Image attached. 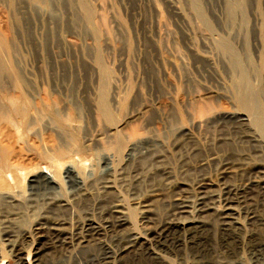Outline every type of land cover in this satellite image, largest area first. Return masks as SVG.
Masks as SVG:
<instances>
[{"label": "rangeland", "instance_id": "374dc122", "mask_svg": "<svg viewBox=\"0 0 264 264\" xmlns=\"http://www.w3.org/2000/svg\"><path fill=\"white\" fill-rule=\"evenodd\" d=\"M192 1L0 0V170H5L10 164L23 167L16 174L19 180L15 178V184L10 182L9 187H0V194L8 190L13 197L26 199L23 207L28 206L22 208V212L21 209L9 207L0 197V212H3L4 220L7 217L9 221L13 220L7 224L13 232L10 237L1 234L0 225V237L9 238L8 241L0 238V264H94L92 257L100 253V243L112 245V249L117 250L111 242L114 243L118 234L109 230L114 234L110 233L104 227L99 228V233L89 239L82 250L76 248L68 236L72 231H78L85 223L86 216L92 219L95 210H103L110 198L120 200L119 204L127 214L130 215L129 211H132L130 218L134 222H130L135 223L137 231H145L166 219L167 212L164 214V211L167 209L163 203L169 196L191 195L188 185L194 178H204L206 188L218 199L222 198L221 188L224 184L238 185L241 181H238L239 177L252 171H261L258 178L262 177L257 181L262 182L264 137L260 140L259 135L258 138L263 148H255L250 143L248 146L246 141L243 142V136L251 134V127L232 130L228 125H221L226 126L222 128L218 122L215 124L216 121L211 123L210 119L214 120L211 112L238 108L233 97L239 87L245 88L241 82L242 73L232 66L218 41L228 44L240 59L249 89L257 94L264 109V0H195L197 10ZM102 106H105L108 117L102 113ZM199 108L206 109L205 113L210 112L208 115L211 118H198L196 112ZM194 118L201 120L200 125L192 123ZM177 126H183L188 141H183L184 137L176 132ZM114 130L118 131L125 146L120 152L121 158L127 150L129 136H158L161 140L159 151L163 156L162 165L168 167L170 172L167 183L159 182L155 166L150 162L148 166V159H144L123 170V176L119 177L118 185L114 187L116 191L109 190L110 195L107 193L106 196L98 189V193L102 194L99 195L94 186H89L87 189L90 191H85L87 193L80 192L83 198L79 196L80 202H73L76 205H73L71 215H65L69 222L65 219L62 226L52 223L41 225L43 227L36 225L31 219L43 215L47 207L42 202L38 203L40 200L25 203L29 193L27 184L34 170L43 169L57 175L56 178L60 174L61 182L59 178L57 180L59 184L62 183L61 189H65L61 194L69 198L70 189L61 177L64 166L71 164L80 175L78 171L82 170L85 175L81 176L87 180L88 177L90 181L93 180L94 175L96 179L99 178L104 173L101 159L103 155L111 153L108 145L114 144L117 139V134L111 135ZM221 137H224L223 141ZM234 140L236 144L232 143ZM218 148H223V151ZM241 156L247 159H240ZM200 160L205 163L199 167ZM236 161L240 165L244 162L247 164L239 165V168ZM225 163L229 164V169L223 165ZM60 167L61 170H57ZM147 175L153 177L149 176V179ZM122 177H125V181L120 182ZM138 179H143L144 183ZM254 185L246 190L249 202L244 205L230 204L235 209L229 212L230 216L239 220H236L239 237L230 232L216 233L208 228L188 232L174 224L167 225L170 241L163 249V255L168 259V264H210L212 252L216 253L218 260H225L226 264H264V257L253 262L249 253L253 247L264 244V197L259 193L261 189L258 184ZM22 189L23 195L22 192L18 194L17 190ZM96 194L108 199L102 202L103 199L99 200ZM20 198L18 203L21 200L23 204ZM81 203L86 205L82 209ZM91 203L94 207L88 206ZM143 204L148 205L140 211L139 205ZM213 204L217 205H212L215 211L206 212V220H212L214 212L221 211L219 201ZM97 206L101 208L96 209ZM86 207L91 210H86ZM39 208L44 209L43 213ZM15 209L23 215L19 217ZM187 210L190 214H182L181 219L185 215L187 219L192 215L203 216L197 211H189L194 209ZM8 212L10 214L7 215ZM246 212L256 216L254 225L246 221ZM209 213H213L211 217ZM97 214L95 218L99 216ZM144 216L147 219H140ZM2 217L1 224L4 221ZM16 219H19L18 222ZM65 236L64 241L60 239ZM113 264L167 263L147 258L146 248L141 246L136 252L122 251Z\"/></svg>", "mask_w": 264, "mask_h": 264}, {"label": "bare ground", "instance_id": "6f19581e", "mask_svg": "<svg viewBox=\"0 0 264 264\" xmlns=\"http://www.w3.org/2000/svg\"><path fill=\"white\" fill-rule=\"evenodd\" d=\"M193 2V6L194 8H196L197 10V3L195 0L192 1ZM218 45L220 46V48L225 51L228 56H229V59H230V62L232 64V66L234 68H237L239 70V72L242 73L241 75V82L242 84L245 86L244 89H242L241 87H239L236 91V95L233 97L234 98V101L235 103L238 105V108H234L232 110H229L227 109V111H219V112H211L213 113L211 116H214V120H211L210 118V112H207L205 113L204 109L203 108H199V111L197 109V116H199L198 118H203L202 120H204L205 118L207 119L208 117H210V121L212 123V121H216V125H217V122L220 124V127H222L221 125H228V127L232 130H241V128H248V127H251V134L248 133V135H244L243 138H244V143H246L248 145V143L252 144L255 146V148H260L262 146H260L259 144V141L262 140V138L264 137V109L261 107L260 105V102L258 100V97H257V94L254 93L253 91H251L249 89V85L247 83V77H246V74L244 73L243 71V68L240 66V59L237 58V56L234 54V52L232 51L231 47L226 44L225 42H221V41H218ZM101 111L103 114H105L106 117H108V112L105 108V106H102L100 107ZM208 111V110H207ZM108 119V118H107ZM200 119H196L194 118L192 120V123L193 124H196V125H200ZM208 120V119H207ZM205 120V121H207ZM204 121V122H205ZM209 122V121H208ZM207 123V122H206ZM214 123V122H213ZM218 124V125H219ZM202 125V124H201ZM204 125V123H203ZM20 125H18V128H19ZM178 127V126H177ZM183 127V126H182ZM182 127H178L176 129V132L179 134V135H182L183 137V141L184 139H186L188 141V137L186 134H184L183 132V128ZM202 127V126H201ZM226 127V126H225ZM225 127H222V128H225ZM15 128V127H14ZM218 128V127H216ZM17 129V128H16ZM220 129V128H219ZM218 129V130H219ZM222 130V129H220ZM175 131V130H174ZM118 131H113V133H111V135H116ZM186 132V131H185ZM224 132H226L224 130ZM223 132V133H224ZM242 132H243V129H242ZM245 132V131H244ZM176 133V134H177ZM187 133V132H186ZM230 133V132H229ZM247 133V132H245ZM244 133V134H245ZM256 133L258 134V136L260 135L261 136V139L259 140L258 138H260V136L258 137L256 135ZM227 134V133H225ZM242 134V133H241ZM224 135V134H223ZM221 135V136H223ZM229 136V135H227ZM117 139H116V142L114 144H111V145H108V149H110L111 153L110 154H105L103 155L102 157V166L104 168V173L102 172V175L98 176L99 178H95V175L93 176V180L90 181V178L88 177L89 180L85 179L84 177H82L81 175H85V174H82L83 172L81 171H78L81 173V175L79 173H77L76 171L78 170L76 167V171H75V167H73L71 164H68V165H65L64 166V170L63 172H61L63 174V177L62 179H64L63 181L65 183H67L68 185V188L70 189V194H69V198L66 197V196H63L61 194V191L65 192V189L62 190L61 188H63V186L61 187L62 183H58L59 181L57 180L60 176V174L58 175V178L57 175H51L49 173H47L45 170L43 169H35L34 170V173L32 174L33 177L32 179H30L29 181V185L27 184L28 186V189H29V193H28V198H27V201L25 203L29 204V203H32V202H37L38 200H40L38 203L42 202V205H46V210L44 211L43 213V208L44 206H42L43 208H39V210L41 209L42 210V213L43 215H40L38 216V218H35V219H31L34 221V223L38 226H41V225H44V224H47V223H51L52 224H56V225H61V224H65V215H71V212H73V205H76V204H73L74 201H78V197L79 196H82V194H80V192L83 193V191H87L88 187L89 186H94L96 189H97V193L99 192L98 189H101L103 192H105L106 196H107V193H109V190H115L116 189L114 187H117L116 184L118 181H119V177L121 178V175L123 176V170H126L128 167L130 168V166L132 164H134L135 162H140L144 159H148V166L150 165L149 162L151 163V165H154L153 167L156 168V172H157V178L159 179V182H166L167 183V180L169 179V168L162 165L163 163V156L161 155L162 153H160L159 151V144H161V140L159 139L158 136L156 135H148V136H144V135H131L128 137V147H127V150L125 152V155L123 156V158H121V154L120 152L122 151V149L125 147L123 146V143L121 141V139L119 138L120 136L117 134L116 135ZM180 137V136H179ZM226 137V135L224 136ZM224 137L222 138L221 137V140L223 141ZM231 137V135H230ZM178 139V137H176ZM181 138V137H180ZM232 138V137H231ZM230 138V139H231ZM242 139V138H241ZM96 140V139H95ZM220 140V141H221ZM186 141V142H187ZM229 141V139H228ZM246 141V142H245ZM98 142V141H96ZM224 142H226L224 140ZM231 142V141H230ZM235 140L232 142L234 143ZM263 142V141H261ZM260 142V143H261ZM176 143H178L176 141ZM182 143V142H181ZM227 143V142H226ZM225 143V144H226ZM229 143V142H228ZM227 143V144H228ZM186 144V143H185ZM236 144V142H235ZM264 144V143H263ZM100 145V144H99ZM234 145V144H233ZM178 146H180L178 144ZM239 146V145H238ZM242 146V145H241ZM240 146V147H241ZM245 146V145H244ZM249 146V145H248ZM44 148H46V150H48V147L43 145ZM110 147V148H109ZM239 147V148H240ZM216 148V147H215ZM214 148V149H215ZM220 148V147H219ZM218 148V150H220ZM263 148V147H262ZM2 148H0L1 150ZM103 149V148H101ZM107 149V150H108ZM213 149V148H212ZM244 149V147L242 148ZM247 149V148H245ZM253 149V147H252ZM261 149V148H260ZM259 149V150H260ZM236 150V149H235ZM238 150V148H237ZM255 150V149H254ZM253 150V151H254ZM217 151V150H216ZM220 151H223V148L222 150ZM248 151V150H247ZM246 153H250V152H247ZM258 151V150H257ZM215 152V151H214ZM219 152V151H217ZM225 152V151H224ZM256 152V151H254ZM240 153V152H239ZM241 153H242V150H241ZM245 153V151H244ZM104 154V153H103ZM212 154V153H211ZM214 154V153H213ZM222 154H225V153H222ZM222 154H219V156H221ZM218 155V154H217ZM237 155V153H236ZM241 155V154H240ZM243 156V155H242ZM241 156V157H242ZM249 156V154H248ZM228 157V156H226ZM225 157V158H226ZM237 157V156H235ZM240 159H243L244 157H242ZM246 158V157H245ZM244 158V159H245ZM237 159V158H236ZM238 159H239V156H238ZM237 159V160H238ZM247 159V158H246ZM204 160V159H203ZM203 160H200L202 162H198V166H203L205 162H203ZM207 160V159H206ZM79 161V160H78ZM199 161V160H198ZM83 162V161H82ZM232 163L233 160L231 161ZM244 162V161H243ZM76 163V162H75ZM81 163V162H80ZM141 163V162H140ZM143 163V162H142ZM185 162H183L184 164ZM237 163V161H236ZM235 163V164H236ZM240 163V161H239ZM245 164H247V162H244ZM238 164V166H243L245 164ZM61 164V163H60ZM144 164V163H143ZM182 164V165H183ZM136 165V164H134ZM142 166V164H140ZM190 165V164H189ZM207 165V164H206ZM224 166H226V168L229 169V164L228 163H225L223 164ZM260 165V164H259ZM61 166V165H60ZM95 166V165H94ZM101 166V167H102ZM184 166V165H183ZM192 166V165H191ZM197 166V165H196ZM237 166V167H238ZM239 166V168H241ZM246 166V165H245ZM256 166V165H255ZM59 167V166H57ZM62 167V166H61ZM61 167L60 169H57V170H61ZM133 167V166H132ZM135 167V166H134ZM133 167V168H134ZM137 167V166H136ZM135 167V169H136ZM193 167H194V164H193ZM192 167V168H193ZM254 168V166H252ZM258 167V166H257ZM91 168V167H90ZM92 168H93V165H92ZM103 168L102 171H103ZM139 168V167H137ZM141 168V167H140ZM143 168V166H142ZM141 168V169H142ZM153 168V169H154ZM182 168V167H181ZM195 168V167H194ZM193 168V169H194ZM203 168V167H202ZM23 170V167L20 166L19 164H10L8 165V168H5V170H0V173H2L3 175L0 176V187L2 189V187H9L10 185V182H13L15 184L16 180L15 178H17V172L20 171V170ZM34 169V168H33ZM144 169V168H143ZM142 169V170H143ZM151 169V167H150ZM26 170V169H25ZM133 170V169H132ZM140 170V169H139ZM182 170H184V167L182 168ZM181 170V171H182ZM198 170V169H197ZM251 170V169H250ZM261 170V169H260ZM57 171V172H59ZM130 171V169H129ZM134 171V170H133ZM132 171V172H133ZM137 172V170H135ZM155 171V169H154ZM185 171V170H184ZM188 171V170H187ZM196 171V170H194ZM199 171V170H198ZM101 172V171H100ZM124 172H127V171H124ZM131 172V171H130ZM139 172V171H138ZM142 172V171H141ZM200 172V171H199ZM198 172V173H199ZM248 172V171H247ZM129 172H127L128 174ZM140 173V172H139ZM139 173L137 175H139ZM197 173V174H198ZM225 173V172H224ZM230 173V172H229ZM55 174V173H54ZM58 174V173H57ZM101 174V173H100ZM133 174V173H132ZM131 174V175H132ZM141 174V173H140ZM144 174H147V173H144ZM153 174V173H152ZM196 174V175H197ZM237 174V173H235ZM241 174V173H240ZM243 174H244V171H243ZM246 174V172H245ZM244 174V175H245ZM261 174V171L257 170L255 173H249L248 175L246 174L244 177L238 179L241 180L239 181L240 183H238V185H230V184H224V187H222L221 189H223V195H222V198L221 199H218L215 195L211 194V191L210 189H207L206 188V184L204 183V178L202 177H197V178H194V180L191 182V185H188L189 186V189L191 191V195L189 196V193H188V196L187 197H184L180 194H174L172 196H169V198L167 200L164 201V207L167 209L166 211H164V214H166L165 212H167V216H166V219L164 221H162L160 224H154V228L151 229L149 228V230H145V231H140L135 228V223L132 224V222H134L131 218H132V211L129 214H127L128 212L124 211V209L122 208V205L119 204L120 200H117L115 198L111 199L110 198V201L108 200V202H106L104 209L102 210L101 208V211L97 212V210H95V214L96 215H99L97 218L94 217V215H92L93 217H91L92 219H87V216H86V220L82 223H84L83 225L81 224L80 228L77 229L78 231H76L75 233H73L72 231V234L69 237V239L71 240V242H73L74 245H76L77 247L76 248H79L80 250H82L84 248V244L89 240L91 239L92 237L96 236L100 229L99 228H103L104 229L106 228L107 231H114L116 234H118V236H116L115 238V241L114 243L111 242V244H114L113 246L117 248V250H114L112 249V245L111 247L106 245V244H103L100 243V253L98 254V256H96V254L92 257V261L94 260V264H113V261L114 259H116V256L121 253L122 251H129L131 250L132 252H136L138 251V249H140V247H145L146 248V254H147V258L149 259H156V260H160V261H165L167 264L169 261H167L168 259L163 255V249L166 248V244L168 243V241H170V238H169V234L167 233V230H166V226L169 225V224H174L178 227H181V228H184L186 231L188 232H197L199 231L200 229L202 228H208V229H213L214 232H219V233H225V232H230V233H234L236 235H238L237 231H239L238 229V222L239 220H234L232 216H230L231 214L229 212H231L233 209L230 207V204H238V205H244L248 199L250 198H247V191L246 190H249L248 189V186L251 187V185L253 184V186H255L254 184L257 183L259 189H261V192L259 191V193L262 195V197H264V178H262V182L260 183L259 181H257V179H261L262 176H260V178H258V175ZM155 175V174H153ZM195 175V174H194ZM199 175V174H198ZM197 175V176H198ZM227 175V173H226ZM229 175V174H228ZM263 175V174H262ZM97 176V174H96ZM130 176V175H129ZM134 177V174L132 175ZM136 176V175H135ZM141 176V175H140ZM144 176V175H143ZM148 177L151 176V175H147ZM156 176V175H155ZM154 176V177H155ZM239 176V175H238ZM242 176V174L240 175ZM29 177H30V174H29ZM127 177V176H126ZM138 177V176H136ZM134 178L135 180L137 178ZM146 177V176H145ZM147 177V178H148ZM153 177V176H151ZM224 177V176H223ZM237 177V176H236ZM25 178V177H24ZM92 178V177H91ZM123 178L125 177H122V179L120 180L121 181H125ZM131 178V177H130ZM231 178V176H230ZM18 179V178H17ZM132 179V178H131ZM133 179V180H134ZM141 179V178H140ZM138 179V180H140ZM145 179V178H143ZM140 180L139 182H142L143 181ZM150 179V177H149ZM157 179V180H158ZM224 179V178H223ZM236 179V178H235ZM19 180V179H18ZM60 180V178H59ZM62 181V182H63ZM151 181V180H150ZM154 181V180H153ZM153 181H152V184H153ZM224 181V180H223ZM61 182V180H60ZM132 182V181H131ZM134 182V181H133ZM158 182V181H157ZM64 183V184H65ZM144 183V181L142 182ZM156 183V182H155ZM17 184V183H16ZM139 185V183H137ZM145 184H146V181H145ZM144 184V185H145ZM148 184V183H147ZM151 184V183H150ZM162 184V183H161ZM160 184V185H161ZM66 185V186H67ZM120 187H121V183L119 184ZM130 185V184H129ZM141 185V184H140ZM149 185V184H148ZM155 185V184H154ZM153 185V186H154ZM157 185V184H156ZM160 185H158L160 187ZM167 185V184H165ZM19 186V183L18 185ZM142 188H143V185H141ZM158 186L156 187V189L158 188ZM5 187V188H6ZM93 187V188H94ZM138 187V186H137ZM136 187V188H137ZM145 187V186H144ZM147 187V186H146ZM145 187V188H146ZM209 187V186H208ZM90 188V187H89ZM92 188V187H91ZM130 188V187H129ZM133 188V186L131 187V189ZM139 188H141L139 186ZM150 188V187H149ZM148 188V189H149ZM8 189V188H7ZM10 189V188H9ZM20 189V186L19 188ZM25 189V188H24ZM138 189V188H137ZM136 189V190H137ZM145 190L146 192L149 191V190ZM251 189V188H250ZM68 190V189H67ZM94 189H92V192H93ZM2 191V190H1ZM4 191V189H3ZM8 191V190H7ZM2 192L0 194V197L4 200V203L6 202L8 204L9 207L13 208H18L19 210L21 209L22 211V208H26L27 205L24 206V198H22V201H23V204H21V200H20V203L19 202V199L20 198L19 196H15L13 197L12 196V192L9 193V191L7 192ZM18 191V194L22 192V195H23V189L22 191ZM25 191V190H24ZM90 191V189L88 190ZM87 191V192H88ZM95 191V190H94ZM100 191V192H102ZM135 191V190H134ZM138 191V190H137ZM144 191V192H145ZM184 191V189L182 190ZM187 191V190H186ZM222 191V190H221ZM27 192V190H26ZM24 192V193H26ZM85 192V193H87ZM89 192L88 194H93V193H96V192ZM140 193H142V191H139ZM145 192V193H146ZM220 192V191H219ZM258 192V191H257ZM143 193V194H145ZM183 193V192H181ZM193 193V195H192ZM213 193V192H212ZM222 193V192H221ZM258 193V194H259ZM99 195H102L100 193H98ZM98 194H96L98 197ZM111 193H109L110 195ZM219 194V193H218ZM259 194V195H260ZM14 195V193H13ZM25 195V194H24ZM83 195H86V194H83ZM108 195V196H109ZM217 195V194H216ZM87 196V195H86ZM93 196H95L93 194ZM92 196V197H93ZM112 196V195H111ZM110 196V197H111ZM214 196L216 199H214ZM220 196V194L218 195ZM24 197H27V196H24ZM89 197V195H88ZM91 197V195H90ZM91 197V198H92ZM104 197V195H103ZM0 198V199H1ZM20 198V199H21ZM80 198H83L80 197ZM91 198L89 200H91ZM101 198V196L98 197V199ZM107 198V197H105ZM105 198H101L103 199L102 202H104ZM220 198V197H219ZM93 199V198H92ZM97 199V200H98ZM108 199V198H107ZM106 199V200H107ZM190 199V200H189ZM95 200V199H94ZM100 200V199H99ZM251 200V199H250ZM76 201V202H77ZM82 201V200H81ZM86 201V200H85ZM219 201V205H222V207L220 208L221 211H217V212H214L213 213H209L210 217L211 215L213 214L212 216V220H206V212H209V211H215L214 207L217 206V205H214L213 203L215 202H218ZM17 202V203H15ZM80 202V200H79ZM83 202V201H82ZM87 202V201H86ZM85 202V204L87 205V203ZM92 202V201H91ZM101 202V201H100ZM145 202V200H144ZM249 202V201H248ZM2 203V202H1ZM3 203V204H4ZM88 203H90L88 201ZM93 203V202H92ZM88 204L93 206V204ZM97 203V201H96ZM35 204L36 206V203H33ZM32 204V205H33ZM41 204V203H40ZM82 204V203H81ZM79 204L81 206V209H82V206H86L84 204ZM95 204V203H94ZM101 204V203H99ZM103 204V205H104ZM141 204V203H140ZM78 205V204H77ZM148 205V204H147ZM147 205H139V208H140V211L141 209H144L146 208ZM214 207H213V206ZM2 206V205H1ZM4 206V205H3ZM90 206V207H91ZM96 206V204H95ZM138 206V205H137ZM28 207V206H27ZM32 207V206H31ZM75 207V206H74ZM94 207V206H93ZM91 207V208H93ZM1 208V207H0ZM33 208V207H32ZM35 208V207H34ZM78 208V207H77ZM76 208V210H77ZM84 208V207H83ZM87 208V207H86ZM89 208V207H88ZM86 209V210H89V209ZM99 208L98 206L96 207V209ZM99 208V209H100ZM188 208L190 209H194V210H189L191 211L192 213L195 211L201 213L203 216L199 215V216H191L190 218H185L187 215H185V217H183L184 219H181L182 217V214H188ZM2 209V208H1ZM0 209V211H1ZM8 209V208H6ZM10 209V208H9ZM18 209H15V211L17 210V214L19 215V217H21V215L23 214H19L18 213ZM80 209V207H79ZM78 209V211H79ZM85 209V208H84ZM83 209V210H84ZM94 209V208H93ZM4 212H5V209H3ZM29 210V209H28ZM34 210H37V209H34ZM91 210V209H90ZM138 210V209H137ZM235 210V209H234ZM249 210V209H247ZM7 211V210H6ZM12 211V209L10 210ZM27 211V209L25 210ZM85 211V210H84ZM140 211L138 210V212L140 213ZM212 211V212H213ZM23 212V211H22ZM21 212V213H22ZM30 212V211H29ZM27 212V213H29ZM41 212V211H40ZM146 211H142V213H144ZM148 212V211H147ZM1 213V212H0ZM3 213V212H2ZM1 213V214H2ZM75 213V211H74ZM85 213V212H84ZM91 213V212H89ZM205 213V215H204ZM10 214L9 212L7 213V215ZM13 214V213H11ZM16 214V215H17ZM32 214V213H31ZM35 214V213H34ZM33 214V215H34ZM46 214V216H44ZM48 214V215H47ZM93 214V213H92ZM138 214V213H137ZM141 214V213H140ZM190 214V213H189ZM234 214V213H233ZM5 215V214H4ZM14 215V214H13ZM15 215V216H16ZM38 215V214H36ZM34 215V216H36ZM91 215V214H90ZM143 215V214H142ZM196 215V214H195ZM208 215V213H207ZM236 215V214H235ZM3 214L0 216L2 217ZM12 216V215H10ZM25 216V215H24ZM85 216V215H84ZM190 216V215H189ZM7 217V216H6ZM71 217V216H70ZM73 217V216H72ZM131 217V218H130ZM205 217V218H204ZM232 217V218H231ZM3 220L5 219L4 216L2 217ZM9 219V217H7ZM6 218V220L3 221V224L0 223L1 226V234L4 236V237H10V234L13 233L12 230L10 229L9 230V227H8V223L9 222H13V220L11 219V221H9L8 219ZM11 218H14V217H11ZM31 218H34L33 216ZM81 218H84V217H81ZM146 217H140V219H145ZM237 218V217H236ZM245 218L247 219L246 221H248V223H253L252 225H254V222L255 220H257L256 216L252 213V212H246L245 214ZM69 219V218H68ZM67 219V220H68ZM85 219V218H84ZM93 219H96L99 220L98 222L94 221ZM147 219V218H146ZM208 219V218H207ZM17 222L19 219H16ZM15 220V221H16ZM30 220V219H29ZM30 220V221H31ZM130 220H132V222H130ZM83 221V219H82ZM145 221V220H143ZM147 221V220H146ZM69 222V220H68ZM142 222V221H141ZM152 222V221H151ZM33 223V224H34ZM79 223H80V220H79ZM149 223V222H148ZM240 223V222H239ZM143 224H147V223H144ZM150 224V223H149ZM152 224V225H153ZM9 226H11L9 224ZM48 226V225H47ZM62 226V225H61ZM43 227V226H41ZM13 229V227H10ZM50 229V226L48 227ZM36 229V228H35ZM40 229V228H39ZM42 229V228H41ZM123 230L120 232V230ZM56 230V229H55ZM106 231V232H107ZM109 231V232H110ZM140 231V232H139ZM59 232V230H58ZM237 232V233H236ZM108 233V232H107ZM110 233H113V232H110ZM109 233V234H110ZM59 234V233H58ZM61 234V233H60ZM114 234V233H113ZM1 235V236H2ZM65 235V234H64ZM63 235V236H64ZM69 235V234H68ZM111 235V234H110ZM106 236V234H105ZM222 236V235H221ZM103 237V236H102ZM190 237H193V235H191ZM230 237V236H229ZM235 237V236H234ZM239 237V235H238ZM1 238V237H0ZM62 238V240L64 241L67 237H60V239ZM105 238V237H104ZM103 238V239H104ZM113 238V239H114ZM5 239V238H3ZM1 238V240H3ZM9 239V238H8ZM8 239H5L6 241H8ZM59 239V240H60ZM93 239H98V238H93ZM102 239V240H103ZM108 239V238H107ZM105 239V240H107ZM109 239H110V236H109ZM112 239V238H111ZM227 239V237H226ZM237 239V238H236ZM68 240V239H67ZM101 240V241H102ZM221 240V239H220ZM235 240V239H233ZM240 240V239H239ZM108 241V240H107ZM110 241V240H109ZM112 241V240H111ZM198 241V240H197ZM228 241V240H227ZM236 241V240H235ZM99 242V241H98ZM224 242V241H223ZM230 242V241H229ZM234 242V241H233ZM240 242V241H239ZM66 243V241L64 242ZM94 243V242H93ZM97 243V242H96ZM95 243V245H96ZM104 243H106L104 241ZM195 243V242H194ZM237 243V242H236ZM235 243V244H236ZM242 243V242H241ZM240 243V244H241ZM247 243V242H246ZM248 247L249 245L246 244ZM2 244V242H1ZM69 244V243H68ZM72 244V243H71ZM198 244V243H197ZM222 244V243H221ZM225 244V242H224ZM223 244V245H224ZM227 244V243H226ZM229 244V243H228ZM227 244V245H228ZM253 244V243H252ZM94 245V244H93ZM202 245V244H200ZM242 245V244H241ZM251 245V244H250ZM258 245V244H257ZM69 246V245H68ZM92 246V245H91ZM193 246V245H192ZM205 246V244H204ZM72 247V246H71ZM75 247V246H74ZM95 247V246H94ZM199 247V246H198ZM206 247V246H205ZM241 247V246H240ZM245 247V246H244ZM251 247V246H250ZM253 247V246H252ZM243 248V247H242ZM91 249V247L89 248ZM95 249V248H94ZM93 249V250H94ZM202 249V248H201ZM204 249V248H203ZM97 250V249H96ZM198 250V249H197ZM250 250V249H249ZM248 250V252H249ZM78 251V250H77ZM75 251V252H77ZM87 250H85L86 252ZM92 251V250H91ZM98 251V250H97ZM196 251V250H195ZM74 252V251H73ZM82 252V251H81ZM90 251L88 250V253ZM200 252V251H199ZM199 252H197L196 254H198ZM79 253V252H78ZM93 254L96 253V252H92ZM202 253V252H201ZM251 253V257L253 262L255 261H258L260 258L264 257V244L261 243V245L258 247H253L250 252ZM74 256H76L77 254L76 253H73ZM72 254V255H73ZM76 254V255H75ZM83 254V253H82ZM87 254V252H86ZM91 254V255H93ZM85 255V253H84ZM201 255V254H200ZM199 255V256H200ZM78 256V255H77ZM81 256V253L80 255ZM90 256V255H89ZM195 256V255H194ZM7 257V256H6ZM88 257V256H87ZM86 257V258H87ZM82 258V257H81ZM90 258V257H89ZM219 258V257H218ZM217 258V255L216 253L212 252V258L210 259V264H226L223 260H218ZM91 259V258H90ZM72 260H74L72 258ZM78 260V258H77ZM80 260V259H79ZM78 260V262H79ZM86 261V260H85ZM89 261V260H88ZM91 261V263H92ZM209 261V260H208ZM227 261V260H226ZM77 262V261H76ZM82 262V261H80ZM224 262V263H223ZM231 262V260H230ZM234 263V262H233ZM76 264V263H75ZM79 264V263H78ZM81 264V263H80ZM86 264V263H85ZM90 264V263H88ZM208 264V263H207Z\"/></svg>", "mask_w": 264, "mask_h": 264}]
</instances>
